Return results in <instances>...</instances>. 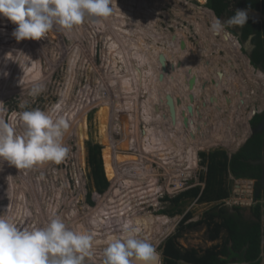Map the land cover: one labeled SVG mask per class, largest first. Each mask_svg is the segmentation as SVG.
I'll return each mask as SVG.
<instances>
[{"label": "rangeland", "instance_id": "374dc122", "mask_svg": "<svg viewBox=\"0 0 264 264\" xmlns=\"http://www.w3.org/2000/svg\"><path fill=\"white\" fill-rule=\"evenodd\" d=\"M110 7H112V13L102 23L90 25L89 22H85L76 29L77 35L71 32L73 41H68L69 33L54 28L42 40L17 42L11 36V30L7 28L10 21L0 16V41L4 36L8 40H3L2 45H6V41L11 40L9 50L0 51L1 71L4 70L2 68L7 69L5 72L8 71L7 75H0V118L12 123L19 133L23 131V127L15 115L17 112L40 108L53 114L54 119L62 116L69 124L64 135V144L70 149L67 157L60 164L48 163L30 170H18L9 166L7 162H0V171H2L0 173V215H6L19 228L29 230L31 226L23 228L27 223L32 224L33 229L39 228L45 226L50 218L59 215L73 231L88 232L90 230L88 233L93 235V243L99 246L106 242L105 238H109V242L112 241V238L116 237L112 233L115 234L116 231L112 232L113 227L109 226L108 231L100 234L99 229H96V225L100 226L98 224L100 220L98 219L95 223L90 216L93 212L97 213L100 210L109 216H116L114 211L117 212L124 205H128L134 208L132 210L133 225L142 231L140 235L135 234V236L151 243L157 252L162 253L160 249L162 243L176 233L178 224L186 213H191V218L187 223L196 222L213 205V203L199 204L196 201H189L183 206L182 214L169 217L160 213L162 210H169L170 207L168 201L164 200L165 196L174 197L193 186H203L199 182V174L204 170L199 163V152L221 148L231 156L243 144L234 142V138L230 143H223L224 136L222 135L217 139L216 144L209 145L211 135L220 136L221 133L220 127L215 124L217 123L215 116L217 109L219 107L223 109L224 107L221 106L227 104L223 102L222 95L225 98L232 95L233 100L235 97L233 85H231L232 93L224 90L221 95V87L227 84L226 73L219 77L221 69H228L235 76L244 75L247 69H245L246 53L242 50L230 51L220 36L212 35L210 25L214 17L212 18L211 10L205 5L202 6L199 0H187V6L178 0H112ZM227 10L223 17L217 18L226 21L234 15L236 11L234 0ZM141 12L144 14L151 12V19L148 17L143 19ZM136 17L139 19L137 20ZM141 18L143 23L140 21ZM259 19L264 21L263 16ZM12 25L14 29L17 27ZM230 29L237 31V27ZM154 31L160 34L153 36ZM136 32L138 34L145 32L144 35L152 34L156 43H159L158 46L166 43L165 38L169 35L184 37L185 44L191 48L196 69L199 70L196 75L198 77L191 75V77H196L194 90L189 91L194 96L192 103L189 96L178 99L179 103L171 98L172 87H174L173 92L178 89L180 82L177 78L171 82L169 72L164 74L166 77L164 76L162 81L159 80L161 72H158L155 67L158 66L159 71H162L161 61L159 58L154 59L155 54L151 56L147 54L154 52L156 48L150 43V39L144 36L145 43L150 46L144 50L140 49L143 35H137ZM55 33H58V36ZM225 46L233 55L223 51ZM139 54L144 59L146 58L145 63L140 60ZM171 57L174 60L173 55ZM130 62L134 64L133 67L130 66ZM220 62L223 65H219ZM147 63L156 72V76H154L155 73H146L138 79L136 73L142 66L145 68ZM176 63L175 61L169 65ZM236 64L239 69L236 68ZM172 69L170 68L169 71L175 72ZM248 70L254 71L251 75L252 86L249 91L254 95L250 97V103L246 101L245 108L239 113L238 121L242 120V123L236 124V129L242 130L245 121L250 132V123L247 122L252 111L259 112L264 109V79L258 76V70L255 67L254 69L248 68ZM41 85L43 91L38 95H32V89ZM178 90L180 92V89ZM195 92L198 94L196 96L204 94L203 98L198 100L199 97L195 96ZM150 94L153 95V99H150L152 98ZM167 95L173 100L174 107V123L172 122L171 125L165 124L162 113L165 112L164 105H167L165 99ZM22 102L26 103L25 109L19 108ZM121 102H123L122 106ZM189 105L192 111L195 106H201L204 110V119L197 122L194 113H188ZM148 112L151 115L149 117L146 114ZM229 113L230 107L228 106L217 117L226 118ZM185 117L188 121L187 128L183 123ZM148 119L149 122H147ZM120 126L121 129L124 126V133L129 135L127 139L132 141H125L128 142L127 145L129 144V150H125L126 147L121 150L116 148L112 150L106 143V141L121 142ZM159 126L160 129H158ZM128 127L129 131H127ZM149 130L153 137L156 135L157 138L154 137L152 147L147 151V146L150 144H146L151 142L148 140L149 134L146 133ZM160 130H162L164 140L158 138L157 132ZM197 134H201L205 139L203 144L193 149L189 141L193 140L191 138ZM168 135L172 137L174 148H170L168 144L171 142L166 138ZM87 143L98 144L101 147L100 168L109 183L108 189L101 195L93 191V185L88 180ZM157 146H161L162 151H159ZM105 151L110 155L104 153ZM124 168L129 174L133 171L135 175L138 172L143 173L144 179H148V175L149 182L135 186L132 182L125 183V180L130 179L123 175H118L116 178L113 176L117 169L122 171ZM107 173L111 174L114 179L111 176L110 180ZM132 178L136 179L137 176H132ZM229 185L231 193L229 198L224 200L225 206L227 208L234 205L240 206L244 217L250 218L256 182L245 179L237 180L230 176ZM89 188L92 191L93 206L87 203ZM11 199L12 204L9 203ZM260 204L262 223L264 201ZM4 205L8 206L4 207ZM106 221L108 223L102 225L103 229L111 223L110 219ZM206 233L205 226L184 232L177 239L179 248L182 251L196 249L203 252L222 243L224 233L216 241H209ZM232 257L234 258V255L224 258L227 264H243L233 260ZM102 261L103 253L86 257L84 264H102Z\"/></svg>", "mask_w": 264, "mask_h": 264}, {"label": "trees", "instance_id": "16d2710c", "mask_svg": "<svg viewBox=\"0 0 264 264\" xmlns=\"http://www.w3.org/2000/svg\"><path fill=\"white\" fill-rule=\"evenodd\" d=\"M185 1L178 0V2H182L183 5L187 6V0ZM199 1L202 6L205 5L212 11V18L214 17L215 20L217 17H223V15L226 14L233 0ZM234 3L236 9H248L249 16L247 24L243 28L237 27V31L228 29L232 34L230 39L226 40L222 36L220 37L223 39L222 41L226 46L229 47L230 51L242 50L246 53L245 58L247 63L245 69H247L242 76L231 74V71L225 69V67H223L225 70L221 69L220 73L222 75L226 73L225 77L227 78V84L225 82L226 86L221 87V95L224 90H228L232 93L231 85H233L235 97L233 102V96L231 94V97L228 96V98L222 95L223 102H227V104L221 106L224 107L223 109L219 107L215 116L217 122L215 124L220 127L221 133L220 136L218 134L211 135L209 145L212 146L216 144L217 139L222 135L224 136L223 143H230L234 138V142H239L240 145L243 144L231 156L221 148L208 152H199V163L201 167L204 168L199 174V182L203 184V186H193L174 197L165 196L164 200L168 201L170 207L169 210H162L160 213L169 217L182 214L184 211L183 206L189 201H196L199 204L213 203V205L211 209L206 211L202 215V218L196 222L187 223L191 218V213L189 212L183 216L178 224L176 233L168 237L160 247L162 251V264H227L224 258L230 257L231 255H234V258L232 257L233 260L243 264H261L262 239L264 238V224L262 230V207L260 204L261 201H264V109L262 111L259 110V112H257V110L252 111L247 122L250 123V132L245 121L243 122L244 128L240 131L236 129V124L242 123V120L238 121L240 119L238 115H240L239 113L245 108L246 101L250 103V97L254 95L249 93L252 86L251 75L254 71L248 70V68L254 69L255 67V69L258 70V76L262 80L264 79L262 73V71L264 72V21H260L259 19L261 12L264 14V0H234ZM145 14L144 19L147 17L151 19V12ZM209 18L211 19L210 16ZM90 25H92V23H90ZM7 28L13 32L12 29H14V26L10 22ZM72 32H75L77 35L76 29ZM234 32L236 34H234ZM66 33L70 34L71 32ZM55 34L58 36V33ZM71 34L67 37L68 41L74 40L72 37L73 34ZM151 35L152 34L146 33L145 36L151 40ZM250 35H253L252 44L254 48L251 55H248L246 50L249 51V46L246 44L245 50L243 44ZM3 40L8 39L4 36ZM3 40L0 41V51L3 49L8 51L9 46H11V40L6 41V45L4 44L5 46L2 45L4 43ZM12 40H14V38ZM148 46L149 45L143 41L140 49L144 50ZM226 46L223 51L233 55L227 50ZM259 63H261L260 68H258ZM219 65H223L222 62H220ZM236 68L239 69L237 64ZM238 88L243 90H239ZM227 105L230 107V113L226 118H218L217 116H219L224 109L228 108ZM191 139L193 140H190L189 143L194 149L203 144L205 137L201 134H197ZM100 151L101 147L98 144L87 143L88 180L91 181L93 185V191L101 195L108 189L109 183L105 179L100 168ZM230 176L237 180L245 179L254 180L256 182L254 203L250 209V218L244 217L241 213L242 208L240 206L234 205L231 206V208L225 206L224 200L228 199L231 193V186L229 185ZM91 194L92 191L89 188L87 203L93 206L94 203L91 200ZM200 226H205L207 229L206 234L209 241L220 239L221 234L224 233L222 243L216 244L203 252H199L196 249L182 251L178 246L177 239L184 232L195 230ZM132 228L135 229L134 234L140 235L142 233L137 227L132 226ZM89 231L90 230H88V232ZM97 246V243L92 244V248Z\"/></svg>", "mask_w": 264, "mask_h": 264}, {"label": "clouds", "instance_id": "9594fccd", "mask_svg": "<svg viewBox=\"0 0 264 264\" xmlns=\"http://www.w3.org/2000/svg\"><path fill=\"white\" fill-rule=\"evenodd\" d=\"M112 0H0V16L17 27L12 36L17 42L44 39L54 28L72 32L85 22L100 24L112 13ZM248 9H236L226 21L216 18L210 25L213 36L230 39V28H243ZM262 16V14H260ZM5 75H7L5 73ZM43 86L32 89V95ZM26 108V103L19 105ZM23 131L0 118V162L18 170L44 164H60L70 149L64 144L69 124L62 116L53 118L35 108L15 113ZM112 240L103 251L102 264H160V254L149 242L138 239L134 228ZM93 235L71 230L59 215L39 228L21 229L6 215H0V264H84L92 254Z\"/></svg>", "mask_w": 264, "mask_h": 264}, {"label": "bare ground", "instance_id": "6f19581e", "mask_svg": "<svg viewBox=\"0 0 264 264\" xmlns=\"http://www.w3.org/2000/svg\"><path fill=\"white\" fill-rule=\"evenodd\" d=\"M212 12V11H211ZM142 13V12H141ZM138 15V14H137ZM141 15H143V19H144V14L142 13ZM117 17V16H116ZM137 18V17H136ZM134 19V18H133ZM139 18H137V20H138ZM110 20V19H109ZM140 21H141V23H143V20H142V18L140 19ZM109 22V21H108ZM135 22V21H134ZM106 23V22H105ZM141 25V24H140ZM109 28V27H108ZM105 29V28H104ZM112 29H114V28H112ZM114 31V30H113ZM115 31H116V29H115ZM114 31V32H115ZM143 32V31H142ZM124 33H126V32H124ZM145 33V32H144ZM144 33H142V34H138L137 32H136V34L137 35H143L142 36V38H141V42L143 43V41H144ZM153 36H155L156 34H160V33H158L157 31H154L153 33ZM128 35V34H127ZM130 36V35H129ZM141 36H139V38H140ZM138 38V39H139ZM155 38V37H154ZM152 36H151V40H150V43L152 44V45H154L155 47H156V50L154 51V52H152V53H147L148 54V56H151V55H153V54H155L154 55V59H157L158 60V58H159V55H162V57L163 58H165V62H166V66H165V68L168 70V72H169V74L168 73H166V74H168L171 78H170V81L172 82V80L174 79V78H177V80L180 82L179 83V86L177 87L178 89H180V92H178L179 90L178 89H176L175 91H173L172 92V90H173V88L174 87H172V89H171V98L174 100V101H177L178 99H181V98H185L186 96H188L190 93H189V90H188V77H191V75H197L198 73L197 72H199V70H197L196 69V65L194 64V60H193V57H192V53H191V48H188V46L185 44V41H184V37L183 38H179V35H175V34H173V35H169L167 38H165V40H167V42L165 43H162V45H159L158 46V44L159 43H156V41H155V39H154ZM112 40V39H111ZM136 42V41H135ZM181 44H183L184 45V47H183V49L181 48ZM171 46V45H173L174 46V48H173V50H171V51H167V50H161V48L162 47H165V46ZM124 46V45H123ZM160 47V48H159ZM170 52H171V54H170ZM179 53V54H178ZM140 55V56H139ZM138 56H139V58H140V60L141 61H143L144 63H145V59H144V57L143 56H141V54H139ZM171 55H173V58H174V60H172V57H171ZM131 58V57H130ZM134 58H136V57H134ZM169 59V60H168ZM136 60H138V58H136ZM135 60V61H136ZM152 61V60H151ZM155 61V60H154ZM170 61V62H169ZM177 62L176 64H174V65H169L170 63H174V62ZM131 62H133V61H131ZM130 62V66H132L133 67V63H131ZM137 62V61H136ZM149 62V61H148ZM142 64V63H141ZM128 65V64H127ZM149 64L147 63L146 64V66H145V68H143V66L141 67V65H140V69H139V71L137 72V70H136V77H138V79H140L139 77H141V76H145L146 75V73H155V75L154 76H156V72H154L149 66H148ZM138 67H139V65H138ZM170 68H173L174 70H175V72H173V71H169V69ZM2 69H4V68H2ZM125 69H128V68H125ZM155 69H157L158 70V72H161V71H159V67L157 66V67H155ZM172 69V70H173ZM189 69H190V71H189ZM196 69V70H195ZM5 70H7V69H4V70H2L1 71V68H0V75H3V74H5V73H7L8 71H6L5 72ZM130 70V69H129ZM206 70V69H205ZM129 73V72H128ZM213 73V72H212ZM132 74V73H131ZM149 75V74H148ZM147 75V76H148ZM160 75V74H159ZM152 76V75H151ZM165 76V75H164ZM184 78H183V77ZM158 77V76H157ZM166 77V76H165ZM196 77H198V76H196ZM196 77H195V79H196ZM207 77V76H206ZM1 78V77H0ZM168 78V77H167ZM135 79V78H134ZM164 79V78H163ZM231 79H232V77H231ZM143 80V79H142ZM150 80V79H149ZM157 80V79H156ZM203 80V79H202ZM141 81V80H140ZM139 81V82H140ZM145 81V80H144ZM178 81H175V82H178ZM183 81H185V83L183 82ZM199 81V80H198ZM207 81V80H206ZM142 82V81H141ZM157 82H159V80L157 81ZM156 82V83H157ZM165 82V81H164ZM155 83V82H154ZM163 83V82H162ZM161 83V84H162ZM196 83V82H195ZM143 84V83H142ZM152 84V83H151ZM154 85V84H153ZM152 85V86H153ZM165 85V84H164ZM167 85H168V83H167ZM166 85V86H167ZM200 85V84H199ZM163 86V85H162ZM161 86V87H162ZM171 86V85H170ZM147 87H149V86H147ZM202 87V86H201ZM151 88V87H150ZM158 88V87H157ZM156 88V89H157ZM4 89V88H3ZM163 89H165L164 87H163ZM205 89V88H204ZM1 90V89H0ZM143 90V89H142ZM155 90V89H154ZM146 91V90H145ZM153 91V90H152ZM151 91V92H152ZM205 91V90H204ZM157 92V91H156ZM153 93V92H152ZM161 93V92H160ZM163 93V92H162ZM178 93H180V95H178ZM130 94V93H129ZM163 94H165V93H163ZM188 94V95H187ZM150 95H152V94H150ZM196 95H198L197 94V92H195V96ZM204 95V94H203ZM203 95H201V96H196V97H199V99L198 100H200V99H202L203 98ZM146 97V96H145ZM144 97V98H145ZM160 97V96H159ZM166 97V96H165ZM165 97H163V98H165ZM161 98V97H160ZM149 99V98H148ZM150 99H153V95H152V98H150ZM166 99V98H165ZM171 99V100H172ZM147 100V99H146ZM167 100V99H166ZM3 101V100H2ZM157 101V100H156ZM136 102V101H135ZM149 102V101H148ZM148 102H147V104H148ZM150 102H152V101H150ZM233 102H234V100H233ZM122 103L123 102H121V106H122ZM126 103V102H125ZM153 103H155V102H153ZM139 104H141L142 105V103H139ZM160 104V103H159ZM166 104V103H165ZM127 104H125V106H126ZM141 105H140V107H141ZM149 105V104H148ZM147 106V105H146ZM151 106V105H150ZM157 105H155V107H156ZM165 107H163L164 108V111L165 112H162L163 113V117L165 118L164 120H165V124L167 125H171L172 124V122L174 121V120H172V117H171V113H170V108H169V106L168 105H164ZM126 107H128V106H126ZM125 107V108H126ZM122 108V107H121ZM137 108V107H136ZM159 108V107H158ZM127 109V108H126ZM135 109V108H134ZM133 109V110H134ZM156 109V108H155ZM115 110H117V109H115ZM131 110V109H130ZM132 110V111H133ZM149 110V109H148ZM140 111V110H139ZM152 111V110H151ZM158 111V110H157ZM116 112V111H115ZM122 112V111H121ZM139 113V112H138ZM151 113V112H150ZM194 113V118H195V120L197 121V122H199V121H201L202 119H204V117H203V114H204V110H202V107L201 106H199L198 107V105L197 106H195L194 108H193V111H192V114ZM146 114H148V117L149 116H151V115H149V112L148 113H146ZM9 115V114H8ZM53 115V114H52ZM122 115V114H121ZM120 115V116H121ZM125 115V114H124ZM123 115V116H124ZM156 115V114H155ZM125 117V116H124ZM120 118V117H119ZM123 118H121V120H122ZM150 119V118H149ZM149 119L147 120V122H149ZM153 119H154V117H153ZM155 120V119H154ZM101 121V120H100ZM106 121V120H105ZM153 121V120H152ZM155 122H157V121H155ZM159 122V121H158ZM146 123V122H145ZM151 123V122H150ZM103 124H105V123H103ZM113 125V124H112ZM150 126V125H149ZM15 127V126H14ZM110 128H112V127H110ZM132 128H133V126H132ZM16 129V128H15ZM158 129H160V126L158 127ZM120 130H121V134H122V140H121V142L120 141H118V143L117 142H115V143H113V142H111V141H106V143L108 144V145H110V148L113 150V149H123L124 147H126L125 148V150H129V144L127 145V143L125 142V141H131V140H129V139H127V137H129V135L127 134L126 135V133H124L125 132V130H124V126H123V128L121 129V126H120ZM124 130V131H123ZM131 130V129H130ZM127 131H129V127H128V130ZM189 131V130H188ZM110 133V132H109ZM146 133L147 134H149V138H148V140H151V142H149V143H147L146 145H148V144H150V145H148L147 146V151H148V149L150 148V147H152V143H153V140H154V137L156 136V135H154V137H153V135L150 133V130L149 131H146ZM156 133V132H155ZM158 133V138L160 139H162V140H164L165 138H164V136H163V133H162V130H160L159 132H157ZM161 133V135H159ZM147 136V135H146ZM160 136V137H159ZM234 136H235V131H234ZM156 138H157V136H156ZM166 138H168V140H170L171 142H168V144L170 145V148H174L175 146L173 145V143H172V137L170 136V135H168V136H166ZM160 139V140H161ZM156 140V139H155ZM158 140V139H157ZM132 142V141H131ZM155 142V141H154ZM162 142V141H161ZM156 143V142H155ZM164 143V142H163ZM157 144V143H156ZM160 144V143H159ZM138 148V147H137ZM156 148V147H155ZM159 148V151H162L161 150V146H157V149ZM164 149V148H163ZM107 150V149H106ZM137 150V149H136ZM167 150L169 151V147L167 148ZM158 151V152H159ZM115 152V151H114ZM104 153H108V152H104ZM109 154V153H108ZM156 154V153H155ZM110 155V154H109ZM159 155V154H158ZM114 156V155H113ZM117 158H119L118 156H116ZM121 157H122V155H121ZM126 157V156H125ZM159 157V156H158ZM146 158V157H145ZM84 159V158H83ZM127 159H128V157H127ZM149 159V158H148ZM112 160V159H111ZM125 161V160H124ZM116 162V161H115ZM5 166V165H4ZM116 166V165H115ZM117 167V166H116ZM139 167V166H138ZM137 167V168H138ZM88 168V167H87ZM115 168V167H114ZM113 168V169H114ZM182 168V167H181ZM132 169V168H131ZM134 169V168H133ZM132 169V170H133ZM141 169V168H140ZM129 170V169H128ZM136 170V169H135ZM88 171H89V169H88ZM130 171V170H129ZM2 171H0V173H1ZM25 172H27V171H25ZM148 172H149V170H148ZM147 172V173H148ZM113 173V172H112ZM114 174V173H113ZM107 175H108V177H109V179L111 180L112 178H113V176L116 178V177H118V175L119 176H121V175H123V177H126V178H129L130 180H125L124 182L125 183H128V182H132L135 186L136 185H140V184H142V185H145V183H148L149 181V176L147 175V177H148V179L146 178V179H144L142 176H143V173H141V172H138L136 175H135V172L133 171V173H127V171H126V168H124V170H118L117 169V171L115 172V174L112 176L111 174H109V173H107ZM111 176H112V178H111ZM132 176H137V178L136 179H134V178H132ZM139 177H141V178H139ZM143 178V179H142ZM114 179V178H113ZM148 181V182H147ZM247 181V180H246ZM113 182V181H112ZM111 182V183H112ZM113 184H114V182H113ZM142 187V186H141ZM138 188V187H137ZM7 189V188H6ZM9 189V188H8ZM142 189V188H141ZM8 191V190H7ZM110 191V190H109ZM167 191H169V190H167ZM1 192V191H0ZM11 193V192H10ZM138 194V193H137ZM95 196H98L97 194H95ZM111 196V195H110ZM115 197V196H114ZM10 198V197H9ZM100 198V197H99ZM113 202H116L115 200H113ZM112 202V203H113ZM111 203V202H110ZM124 204V203H123ZM99 205V204H98ZM120 207V206H119ZM108 208V207H107ZM121 208V207H120ZM104 209V208H103ZM134 208H132V207H128V205H124L123 206V208L122 209H119L117 212L116 211H114L113 213H116V216H109L108 214H106V213H103V210H100V211H98L97 213L96 212H93V215L92 216H90L91 218H93L94 219V222L95 223H97L98 222V219L100 220L99 222H98V224H100V226H98V225H96V227L99 229V230H101V231H99V233L100 234H102L103 232H106V231H108L107 230V228L109 227V226H112L113 228V230H112V232H115V234L114 233H112V235L113 236H115L116 235V237H113L112 239L114 240V239H117V238H123L125 235H126V233H125V229L126 228H132V226H134L133 225V218H132V210H133ZM42 211V210H41ZM47 213V212H46ZM48 214V213H47ZM43 216H44V214H43ZM50 217V216H49ZM69 217V216H68ZM43 219V218H42ZM108 219H110L111 220V223H110V225H108V226H106L105 227V229H103L102 228V225H105L106 223H108L106 220H108ZM118 227H122V228H118ZM262 230H263V222H262ZM110 231V230H109ZM104 235H105V233H104ZM263 240H264V238L262 239V242H263ZM111 242V241H110ZM109 242V238H106V242H104L102 245H99V246H97V247H95V248H92L91 249V252H92V254L90 255V256H88V257H92V256H96V255H100V254H102L103 253V251H104V249H105V247L110 243ZM159 254H160V262H161V264H162V253L161 252H158Z\"/></svg>", "mask_w": 264, "mask_h": 264}, {"label": "water", "instance_id": "95a60500", "mask_svg": "<svg viewBox=\"0 0 264 264\" xmlns=\"http://www.w3.org/2000/svg\"><path fill=\"white\" fill-rule=\"evenodd\" d=\"M252 38H253V35H250V36L247 38L246 42L243 44L245 50H246L245 45L247 44V45L249 46V51L246 50L247 53H248V55H251V52H252V50H253V48H254V45L252 44ZM183 47H184V45L181 44V48H182V49H183ZM159 61H161V64H162V67H163V70L161 71V74H160V77H159V80L162 81V79H163V77H164V74H166L168 71L166 70L167 67L165 68V59L162 57V55H159ZM260 66H261V63L258 64V68H260ZM262 73H263V75H264V72H263V71H262ZM221 75H222V74H219V77H221ZM194 86H195V77L193 76V77H191V78L188 80V90L193 92V90H194ZM188 96H189L190 102L192 103L193 100H194V96H193V94L190 93ZM166 99H167V105H168L169 108H170V113H171L172 120H174V107H173V100L171 101V98L169 97V95L166 96ZM168 100H169L170 102H169ZM177 102L179 103V100H177ZM187 110H188V113H189V114H192V108H191L190 105L187 107ZM186 122H187V124H186ZM173 123H174V122H173ZM183 123H184V126H185V127H186V125L188 126V121H187V118H186V117L184 118ZM186 128H187V127H186ZM160 264H161V262H160ZM261 264H264V240H263V242H262Z\"/></svg>", "mask_w": 264, "mask_h": 264}, {"label": "flooded vegetation", "instance_id": "af4514ba", "mask_svg": "<svg viewBox=\"0 0 264 264\" xmlns=\"http://www.w3.org/2000/svg\"><path fill=\"white\" fill-rule=\"evenodd\" d=\"M262 13V16L264 17V14H263V12H261ZM150 46V45H149ZM148 46V47H149ZM173 48H174V46L173 45H171V46H165V47H162L161 48V50H167V51H171V50H173ZM5 69V68H4ZM97 228V227H96ZM101 231V230H100ZM105 240H106V238H105Z\"/></svg>", "mask_w": 264, "mask_h": 264}, {"label": "built area", "instance_id": "2783aa9c", "mask_svg": "<svg viewBox=\"0 0 264 264\" xmlns=\"http://www.w3.org/2000/svg\"><path fill=\"white\" fill-rule=\"evenodd\" d=\"M97 195H98V194H97ZM93 198H94V197H93ZM9 203L12 204V199L9 200ZM5 206H8V205H4V207H5ZM21 224H23V223H21ZM29 226H31L30 228L33 229V225H32V224H28V223H27L26 226H24L23 228H26V227H29ZM31 229H30V230H31Z\"/></svg>", "mask_w": 264, "mask_h": 264}, {"label": "crops", "instance_id": "0c3cea01", "mask_svg": "<svg viewBox=\"0 0 264 264\" xmlns=\"http://www.w3.org/2000/svg\"><path fill=\"white\" fill-rule=\"evenodd\" d=\"M262 14V13H261Z\"/></svg>", "mask_w": 264, "mask_h": 264}]
</instances>
